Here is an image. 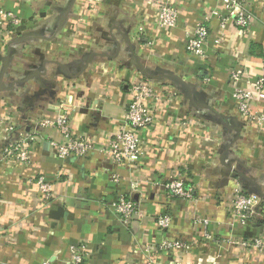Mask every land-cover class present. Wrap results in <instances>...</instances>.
Returning a JSON list of instances; mask_svg holds the SVG:
<instances>
[{"label": "crops", "instance_id": "1", "mask_svg": "<svg viewBox=\"0 0 264 264\" xmlns=\"http://www.w3.org/2000/svg\"><path fill=\"white\" fill-rule=\"evenodd\" d=\"M154 2L0 0L21 19L0 28V125L38 135L28 162L0 160V264H70L74 244L90 248L83 264H264V252L232 243L264 240V126L240 115L229 81L238 64L251 76L264 67V0H245L247 28L230 19L221 27L218 0H170L178 23L162 29ZM201 20L209 26L205 60L184 47V31ZM142 74L159 97L135 162L55 155L48 142L61 135L37 120L68 109L72 131L103 145ZM252 111L264 114V99L255 96ZM37 176L51 184V199L30 181ZM175 178L194 188L192 200L165 192L162 183ZM238 185L260 199V218L243 227L229 213ZM118 193L148 215L171 214L170 227L150 218L123 224L108 206ZM194 217L210 221L214 240ZM178 239L190 249L158 248Z\"/></svg>", "mask_w": 264, "mask_h": 264}, {"label": "built area", "instance_id": "2", "mask_svg": "<svg viewBox=\"0 0 264 264\" xmlns=\"http://www.w3.org/2000/svg\"><path fill=\"white\" fill-rule=\"evenodd\" d=\"M227 18L221 20L220 26H225V19H230L236 26L247 28L253 20V15L247 8L245 0H218ZM157 6V24L162 29L173 28L178 23V11L171 4L170 0H155ZM208 17L205 18L206 21ZM21 19L11 10L0 6V28L9 24L18 26ZM209 26L204 20L196 22L192 28L184 31L185 50L203 60L208 56L207 39ZM260 74L251 76L245 67L238 64L229 72V81L232 87V97L236 101L240 115L247 119L255 120L259 125L264 126V114L252 111V100L256 96L264 99V67ZM208 81V78L205 79ZM129 92L131 98L126 106L125 118L119 129L106 140L103 145L93 142L88 136L75 134L70 125L69 110L63 109L54 118H42L37 120L38 128H52L59 132L61 141L51 139L48 144L55 155L65 160L70 157H85L102 154L114 164L125 162H135L141 153V138L139 132L148 128L153 122V111L158 94L149 79L142 74L130 85ZM0 160L17 159L22 163L29 160L31 145L38 140L36 133H27L18 130L15 124L0 125ZM112 180L118 181V175L113 174ZM34 182L39 192L43 194L45 200L53 197L51 184L46 182L42 176L30 179ZM165 192L179 200H192L194 188L186 185L182 178L167 180L162 183ZM132 189L136 186L131 184ZM260 204L259 196L244 192L238 185L233 192L229 202L230 216L239 226H244L255 218H260L261 212L257 210ZM109 208L118 216L120 221L128 225L132 220H142L150 218L161 230L168 229L172 223V215L169 213H158L148 215L141 205L131 196L124 193L118 195L109 202ZM192 224L199 225L202 235L206 240H214V236L209 228L210 221L207 218L194 217ZM2 233L0 230V241ZM243 248L257 249L264 252V240L261 237L241 239L233 241ZM191 244L182 240H167L158 247L161 251L168 250H188ZM70 264H83L90 255V248L86 244L70 245ZM151 248L147 246L149 252ZM150 264H158L151 263Z\"/></svg>", "mask_w": 264, "mask_h": 264}, {"label": "water", "instance_id": "3", "mask_svg": "<svg viewBox=\"0 0 264 264\" xmlns=\"http://www.w3.org/2000/svg\"><path fill=\"white\" fill-rule=\"evenodd\" d=\"M145 75V74H144Z\"/></svg>", "mask_w": 264, "mask_h": 264}]
</instances>
